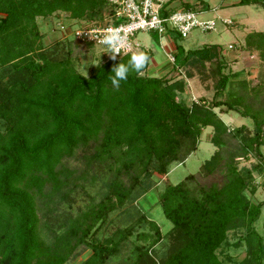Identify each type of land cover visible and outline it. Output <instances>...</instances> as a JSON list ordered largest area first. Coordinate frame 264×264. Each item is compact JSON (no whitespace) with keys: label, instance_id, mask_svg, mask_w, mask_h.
<instances>
[{"label":"trees","instance_id":"trees-1","mask_svg":"<svg viewBox=\"0 0 264 264\" xmlns=\"http://www.w3.org/2000/svg\"><path fill=\"white\" fill-rule=\"evenodd\" d=\"M235 5L264 10V0H237ZM184 6L195 10V5ZM55 13L78 23L116 25L107 0H0V264H70L86 251L81 264H104L131 237L148 246H134L130 264H223L216 251L241 243L245 255L237 264H264V239L253 228L262 204L244 195L255 192L253 175L264 177V32L249 31L244 37L241 47L258 55L263 70L254 87L241 83L243 93L226 91L240 73H223L227 63L216 45L180 55L175 47L170 70L179 72L172 78L144 75L147 63L114 90L111 69L126 64L130 55L113 61L107 53L85 78L72 67L69 44L56 42L51 49L40 44L36 19ZM191 70L201 81H211L209 103L203 97L194 102L178 97ZM223 95L226 101L219 100ZM226 112L248 118L251 132L245 126L228 129L218 117ZM205 128L213 153L196 175L166 184L157 194L168 231L161 236L135 207L127 226L106 232L109 215L132 197L134 186L145 180L139 196L149 191L154 177L195 152ZM72 158L75 167L68 166ZM249 159L250 168L238 167V160ZM96 182L101 184L91 196L87 189ZM78 193L87 202L74 214L61 210V205L70 209ZM141 223L153 236L133 234ZM238 231L235 242L227 244V235ZM163 237L169 246L159 253L153 247Z\"/></svg>","mask_w":264,"mask_h":264},{"label":"rangeland","instance_id":"rangeland-1","mask_svg":"<svg viewBox=\"0 0 264 264\" xmlns=\"http://www.w3.org/2000/svg\"><path fill=\"white\" fill-rule=\"evenodd\" d=\"M174 1V0H173ZM232 1L237 0H181L178 4L173 5L171 11H182L185 9L184 4L189 5H201L203 8L207 6L209 9L201 12V14L197 15V17L204 20H213L215 22V28L210 32H200L198 30L191 31L185 38L179 37L177 34L173 32H169V36L174 44V47L177 48V54L180 55L181 50L183 52L192 51L203 47L204 45H216L219 46L223 53V58L226 61V66L223 70V73H235L239 72L240 75L237 78V82L233 83L234 85L227 88L226 91L235 92V93H243L244 90L241 89V83L248 82V87H254L256 85L257 74L259 75L260 71L263 70V65L259 62L258 55L255 52L248 53L242 46L244 37L247 32L255 31V32H264V10L257 5H247V6H236L232 5ZM197 4V5H196ZM198 8V7H197ZM190 9V8H189ZM169 10V11H170ZM195 12V10H191ZM198 13V12H195ZM229 20L232 22V25L225 26L221 24V20ZM105 21V17H104ZM94 21H88L82 23L75 22L69 18L64 13H55L49 18L36 19L37 29L40 34V44L45 49H51L52 47L61 44L63 46L69 44L70 50V60L72 62V67L76 72L84 75V69L87 72V77L91 74V72L99 65L107 56L106 50L103 47L92 46V48H84L81 46H74L67 41L71 40L70 31L75 29L76 27L87 25V26H103L101 23H95ZM61 27V29H59ZM154 33H142L138 32L134 35L132 39V43L134 47L132 51L129 53L131 55L135 52H143L150 51L152 53V60L156 65H165L166 67H160L161 69L153 72L151 67L148 66L144 75L152 76V77H160L167 74V77L172 78L178 72L171 71V66L167 61L164 54V51L161 47L155 42L153 38ZM162 36V35H161ZM58 42V43H56ZM55 44V45H54ZM137 45L139 47L137 48ZM62 46V47H63ZM59 47L58 49H60ZM149 52V53H150ZM166 62V63H165ZM97 64V65H95ZM150 61H148V65ZM207 68V67H206ZM184 69V68H183ZM180 69V73L184 70ZM188 70V69H187ZM171 71V72H170ZM192 75V76H191ZM190 78L184 79V93L182 95H178L180 100H184L185 102L196 101L199 97H203L205 102L209 103L211 101L213 89L211 81L206 78L203 81L198 77L199 75L191 70ZM181 79V78H180ZM243 80V81H241ZM227 96V95H226ZM226 96H220L219 100H225ZM177 97V98H178ZM250 100H248L249 102ZM251 102V101H250ZM258 102V101H257ZM214 112L219 113L217 109ZM219 119L228 127V129L245 126L249 132H251L252 124L248 118L241 117L233 112H226L218 114ZM1 123V122H0ZM1 130V126H0ZM264 132V130H263ZM210 137V129L205 128L199 137V142L195 152L186 157V159L180 163H173L169 165L167 174L162 177H154L152 182L153 185L150 187L149 191L147 190L145 193L139 194L142 191V188H145V180L141 185H135L132 190V197L126 200L122 207L112 212L109 215V219H111L110 225L107 227L106 232H111L113 228H124L129 224L128 216L129 214L135 213V207L141 212L144 213L147 220L153 222L159 234L164 235L170 225L167 221L164 220L161 209L157 204V194L159 191L163 189V187L167 185H175L183 178L188 175H196L198 172V168L203 163V161L207 160L209 156L213 153L214 147L209 143ZM262 153H264V147H262ZM238 167H246L250 168L253 164V160L249 159L244 162L242 160H238ZM68 166L75 167L77 163L74 158L67 161ZM105 170V169H104ZM101 171L102 173H107L106 171ZM108 174V173H107ZM254 176V186L255 192L253 195H249L244 192V195L254 204H262L260 208V214L257 218L256 222L253 224V228L255 232L264 239V227L262 223L264 222V177H255ZM104 176L103 178H105ZM219 177L214 176V179L217 180ZM101 180V178H99ZM104 180V179H103ZM124 184L127 185V179L124 177ZM101 183L96 182L92 189L88 188L87 193L91 196H96L97 188ZM190 183H188L189 185ZM193 184H190L192 187ZM99 195H97L98 197ZM96 197L95 200L98 198ZM75 203L73 206L68 209L66 206L61 205V210L66 212L75 213V207H82L87 201L84 196L78 193V196L72 195ZM136 215V214H135ZM133 215V216H135ZM135 233H147L150 236H153V232L149 229V227L145 223H141L140 226H137L134 229ZM105 232V233H106ZM238 233L236 236H232L230 234L227 235V244H231L235 242L238 237ZM104 233V234H105ZM104 236L102 233H97V237ZM147 247L148 243H140L135 242L134 238L131 237L128 241L121 246V250L116 256L110 257L106 260L104 264H130L134 260L136 254L134 251V246ZM169 246V240L166 237L162 238L157 245L153 247V250H156L159 253L164 251V248ZM216 254L218 258L222 261L223 264H237L240 260L243 259L245 255L244 245L241 243L238 248L231 246H221ZM89 255V252H82L78 257H76L73 262L70 264H81Z\"/></svg>","mask_w":264,"mask_h":264},{"label":"built area","instance_id":"built-area-1","mask_svg":"<svg viewBox=\"0 0 264 264\" xmlns=\"http://www.w3.org/2000/svg\"><path fill=\"white\" fill-rule=\"evenodd\" d=\"M107 2L113 7L111 18L116 25L76 27L70 31L72 40L103 47L107 51L101 40L106 30L116 29L123 36L124 49L129 54L134 47L132 39L138 32L154 33L156 36H161L165 32H173L185 38L193 30L210 32L215 28L213 20L197 17L200 13L190 10L170 12L166 6L168 0H107ZM221 24L230 26L232 22L222 19ZM78 33L81 34L77 35ZM127 54L118 55L117 58ZM167 62L172 65L173 56H167Z\"/></svg>","mask_w":264,"mask_h":264},{"label":"clouds","instance_id":"clouds-1","mask_svg":"<svg viewBox=\"0 0 264 264\" xmlns=\"http://www.w3.org/2000/svg\"><path fill=\"white\" fill-rule=\"evenodd\" d=\"M81 33H78L79 35ZM94 39V37L90 34ZM101 43L105 45L110 59L115 61L118 55L127 54L124 49V38L116 29L106 30ZM149 57L143 52L132 53L128 62L114 64L108 79L111 81L114 90H119L121 81H127L130 72L140 74L147 67ZM97 65V64H95ZM98 66V65H97ZM87 78V72L84 69V75Z\"/></svg>","mask_w":264,"mask_h":264},{"label":"crops","instance_id":"crops-1","mask_svg":"<svg viewBox=\"0 0 264 264\" xmlns=\"http://www.w3.org/2000/svg\"><path fill=\"white\" fill-rule=\"evenodd\" d=\"M179 1H181V0H174V1H172L169 5H168V8H173V5H175V4H178L179 3ZM233 3H232V5H234V4H236V2L237 1H232ZM197 5V4H196ZM198 7V8H197ZM193 8H195V12H198V13H200L201 14V12H203V11H205L206 9H203V7L201 6V5H198V6H195V7H193ZM209 8L207 7V10H208ZM160 47H161V49L164 51V54H165V57H166V61H167V56H169V55H171L172 56V53L174 52V44H173V42H172V40H171V38H170V36H169V32H165L162 36H157V40L155 41ZM139 47V45H137V48ZM148 52H150V51H148ZM149 61H150V64L148 65V66H150L151 67V70L153 71V72H156V71H158V70H160L161 68L160 67H166L165 65H163V66H161V65H156L155 63H154V61L152 60V53L150 52V59H149ZM166 63V62H165Z\"/></svg>","mask_w":264,"mask_h":264}]
</instances>
